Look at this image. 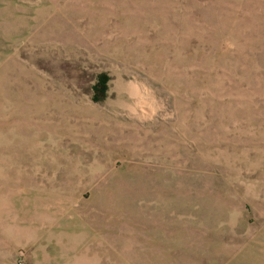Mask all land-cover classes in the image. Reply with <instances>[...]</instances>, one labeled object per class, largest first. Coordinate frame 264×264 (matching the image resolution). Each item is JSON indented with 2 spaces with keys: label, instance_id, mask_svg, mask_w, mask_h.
Instances as JSON below:
<instances>
[{
  "label": "rangeland",
  "instance_id": "rangeland-1",
  "mask_svg": "<svg viewBox=\"0 0 264 264\" xmlns=\"http://www.w3.org/2000/svg\"><path fill=\"white\" fill-rule=\"evenodd\" d=\"M20 256L264 264V0H0V264Z\"/></svg>",
  "mask_w": 264,
  "mask_h": 264
},
{
  "label": "trees",
  "instance_id": "trees-1",
  "mask_svg": "<svg viewBox=\"0 0 264 264\" xmlns=\"http://www.w3.org/2000/svg\"><path fill=\"white\" fill-rule=\"evenodd\" d=\"M107 77L101 76V74H98L96 82L93 84V92L96 93L97 91H100V89L105 88V80Z\"/></svg>",
  "mask_w": 264,
  "mask_h": 264
},
{
  "label": "built area",
  "instance_id": "built-area-1",
  "mask_svg": "<svg viewBox=\"0 0 264 264\" xmlns=\"http://www.w3.org/2000/svg\"><path fill=\"white\" fill-rule=\"evenodd\" d=\"M17 263H18V264H23L22 256H20V257L18 258Z\"/></svg>",
  "mask_w": 264,
  "mask_h": 264
}]
</instances>
